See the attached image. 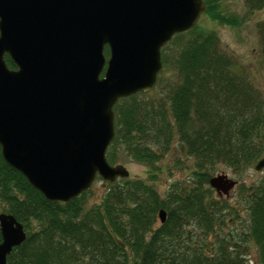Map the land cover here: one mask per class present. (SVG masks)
Masks as SVG:
<instances>
[{
  "label": "trees",
  "instance_id": "obj_1",
  "mask_svg": "<svg viewBox=\"0 0 264 264\" xmlns=\"http://www.w3.org/2000/svg\"><path fill=\"white\" fill-rule=\"evenodd\" d=\"M203 1L210 19L239 24L219 0ZM244 6L260 9L264 0H244ZM196 24L173 35L186 37L171 59L177 76L164 99L138 92L117 100L105 153L112 164L121 149L150 166L169 150L182 153L192 160L187 182L172 183L160 196L144 179L128 176L107 182L101 199L85 207L87 190L65 203L46 200L0 156V212L11 214L25 232L5 264H247L249 242L264 264V174L238 186L247 216L242 221L231 214L240 227L226 232L223 210L229 207L208 185L213 172L240 174L264 156V89L214 31ZM256 27L257 67L264 72V21Z\"/></svg>",
  "mask_w": 264,
  "mask_h": 264
},
{
  "label": "water",
  "instance_id": "obj_2",
  "mask_svg": "<svg viewBox=\"0 0 264 264\" xmlns=\"http://www.w3.org/2000/svg\"><path fill=\"white\" fill-rule=\"evenodd\" d=\"M205 9L203 0H0L3 161L57 203L89 189L95 177H128L105 156L113 106L151 89L161 47ZM262 168L264 156L253 164ZM235 184L225 173L208 179L218 195ZM157 216L163 222L164 210ZM24 238L22 224L0 212V264Z\"/></svg>",
  "mask_w": 264,
  "mask_h": 264
},
{
  "label": "rangeland",
  "instance_id": "obj_3",
  "mask_svg": "<svg viewBox=\"0 0 264 264\" xmlns=\"http://www.w3.org/2000/svg\"><path fill=\"white\" fill-rule=\"evenodd\" d=\"M222 4L221 9L225 14L235 15L239 19V24L235 26L218 23L215 20L209 18L203 12L200 14L197 24L204 29H209L215 32L218 36L221 46L232 53L237 60L243 64L249 65L253 72L255 81H258L264 89V72L257 67V62L260 59L258 54V31L256 24L264 21V6L260 9L252 11L246 10L244 6V0H219ZM196 24V25H197ZM173 37V38H172ZM169 43L166 44L164 49H160L161 56H165V61L162 62V67L157 73L156 81L151 89L144 91L146 99L160 100L164 99V93L166 87L172 84L176 80V71L171 62V59L175 53V50L183 42L186 35L183 37L172 36ZM104 56L107 58L108 52L104 49ZM256 69V70H255ZM143 92V93H144ZM118 162L122 164L128 171L129 177H139L151 184L160 196H164L170 189V185L174 182H187L189 175L192 171V160L190 157H186L182 153L175 154L170 150L165 153L160 160L154 164L147 165L142 162L134 161L128 158L123 150L118 152ZM112 164V163H111ZM114 164V163H113ZM217 172H213L212 175ZM227 177L235 180L236 184L233 188L227 191V194L221 193L218 195L214 189L212 193L214 197L226 202L229 210L224 209L223 213L227 220V227L222 226L223 232L232 227H240L239 220L245 221L246 212L243 209L245 204L239 202V188L240 184L248 186L251 183H257L264 174V168L261 170H254L253 166L245 169L240 174H233L229 171H224ZM211 175V176H212ZM152 178L150 179V177ZM120 179V178H118ZM116 179V180H118ZM107 188V182L103 181L99 177H95L85 196V207L92 205L94 202H98ZM246 207V206H245ZM237 213H236V212ZM236 214L240 219H236L231 223V217ZM159 222V221H158ZM222 232V231H221ZM247 264H258L255 246L249 242L247 246Z\"/></svg>",
  "mask_w": 264,
  "mask_h": 264
},
{
  "label": "flooded vegetation",
  "instance_id": "obj_4",
  "mask_svg": "<svg viewBox=\"0 0 264 264\" xmlns=\"http://www.w3.org/2000/svg\"><path fill=\"white\" fill-rule=\"evenodd\" d=\"M161 48H162V47H161ZM104 49H107V47L105 46ZM5 57L8 58L7 55H5ZM8 60H10V59L8 58ZM10 61H11V60H10ZM6 64H7V63H6ZM12 64H13V63H12ZM7 66H8V65H7ZM8 67H9V66H8ZM9 68H10V67H9Z\"/></svg>",
  "mask_w": 264,
  "mask_h": 264
},
{
  "label": "bare ground",
  "instance_id": "obj_5",
  "mask_svg": "<svg viewBox=\"0 0 264 264\" xmlns=\"http://www.w3.org/2000/svg\"><path fill=\"white\" fill-rule=\"evenodd\" d=\"M107 50V49H106Z\"/></svg>",
  "mask_w": 264,
  "mask_h": 264
}]
</instances>
